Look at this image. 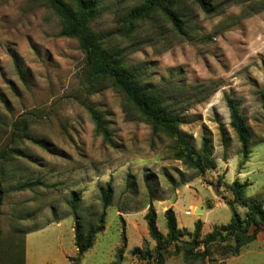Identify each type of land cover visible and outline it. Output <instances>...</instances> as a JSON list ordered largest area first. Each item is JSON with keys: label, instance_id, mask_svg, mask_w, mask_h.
Instances as JSON below:
<instances>
[{"label": "rangeland", "instance_id": "obj_1", "mask_svg": "<svg viewBox=\"0 0 264 264\" xmlns=\"http://www.w3.org/2000/svg\"><path fill=\"white\" fill-rule=\"evenodd\" d=\"M144 1L99 0L91 27L110 32L107 43L126 50L129 65L176 97L184 112V138L197 149L209 138L216 168L203 174L192 170L180 159L174 139L151 124L112 80L91 77L79 41L60 35L61 20L45 0H0V149L20 148L34 159L13 156L0 167V182L4 189L20 180L44 183L4 195L0 264H26L25 255L27 264H157L144 219L150 192L162 233H167L164 211L173 208L180 229L192 234L195 223H203L200 240L230 223L226 202L235 199L234 181L249 182L243 197L264 206V0H214L217 12L212 14L194 0H178L184 32L154 10L136 23L130 37H121L122 17ZM16 62L27 72V83ZM226 97L240 102L253 133L244 165ZM220 125L231 137L226 152ZM108 184L115 193L106 229L80 263L71 262L77 257L72 192L80 194V214L95 220L101 212L100 188ZM235 207L245 218L247 208ZM123 229L126 247L117 259ZM182 240L191 241L192 235ZM175 246L162 264H264V229L237 253L230 238L212 244L195 262H186ZM136 247L151 256L141 259L132 253Z\"/></svg>", "mask_w": 264, "mask_h": 264}, {"label": "trees", "instance_id": "obj_2", "mask_svg": "<svg viewBox=\"0 0 264 264\" xmlns=\"http://www.w3.org/2000/svg\"><path fill=\"white\" fill-rule=\"evenodd\" d=\"M54 13L60 18L62 23L61 36L76 38L86 56L88 73L93 78L108 77L114 85L126 96L134 107L154 126L161 128L168 137L174 139L176 149L181 160H183L192 170L203 174L207 170L216 168L212 159L211 140L202 139V145L197 149L191 141H186L180 126L185 123L184 112L178 110V103L168 97L162 87H157L143 78L136 67L133 68L126 60V50H118L108 42L110 32L99 33L92 29L91 22L99 11V0H45ZM205 13H215L217 9L214 0H194ZM178 0H145L142 4L131 9L121 19V37H130L136 23L146 18L154 10L160 11L171 21L175 29L184 32V21L176 7ZM16 71L20 79L27 83L28 74L22 66L16 62ZM227 108L230 112V127L237 137L241 147L242 165H244L251 154V143L253 133L244 114L240 111V102L226 97ZM262 109L264 111V98L262 99ZM95 114L98 128L106 134L105 129L100 125L101 118ZM27 126L24 125V132ZM22 131V129H21ZM221 146L226 152L230 146L231 137L228 130L220 125L219 127ZM34 143L42 148L51 149L41 141L36 139ZM25 157L34 162L29 154L20 148L0 149V167L11 161L12 157ZM42 181H18L10 184L4 189L0 182V207L6 193L22 192L34 190L42 186ZM250 185L249 182L241 183L234 181L231 184L234 200L227 201L226 205L232 211V218L228 225L214 227L213 230L200 240L203 223H195L193 233H188L186 229L178 227L176 213L173 208L164 211L165 225L167 233H162L157 224V211L153 205L156 200L154 194L150 192L148 210L144 217L148 234L155 241V261L157 264L164 262L165 255L170 246L176 244L175 253L182 252L186 262H195L204 258L210 246L216 242L226 241L234 238L236 241L235 253L239 248L257 239L259 233L264 229V206L261 201L243 197V191ZM114 187L108 184L100 188L101 212L95 220L85 219L79 212L80 194L72 192V199L69 201L71 214L74 219V245L77 249V257L70 259L72 262L80 263L83 255L94 247L96 238L105 231V219L107 208L112 205ZM236 204L247 208L246 217L243 218L236 210ZM209 208H212L211 206ZM1 215V211H0ZM252 230V231H251ZM2 228L0 225V236ZM192 235L191 241H183L184 236ZM123 245L117 253V259L122 258L126 247V236L123 229ZM178 243H180L178 245ZM202 246L204 249H202ZM133 254L139 255L141 259H148L151 253L148 249L141 250L139 247L133 249Z\"/></svg>", "mask_w": 264, "mask_h": 264}, {"label": "water", "instance_id": "obj_3", "mask_svg": "<svg viewBox=\"0 0 264 264\" xmlns=\"http://www.w3.org/2000/svg\"><path fill=\"white\" fill-rule=\"evenodd\" d=\"M213 190L214 192L219 196L220 195V192L218 190V187L216 185H213ZM201 211H203L202 209H197V212L200 213Z\"/></svg>", "mask_w": 264, "mask_h": 264}, {"label": "crops", "instance_id": "obj_4", "mask_svg": "<svg viewBox=\"0 0 264 264\" xmlns=\"http://www.w3.org/2000/svg\"><path fill=\"white\" fill-rule=\"evenodd\" d=\"M58 223H59V222H58ZM25 262H26V264L28 263V262H27V259H26V255H25Z\"/></svg>", "mask_w": 264, "mask_h": 264}]
</instances>
